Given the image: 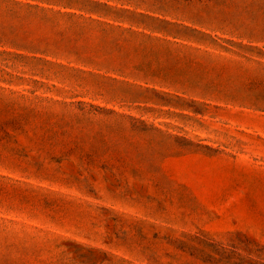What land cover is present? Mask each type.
<instances>
[{
    "label": "rangeland",
    "instance_id": "rangeland-1",
    "mask_svg": "<svg viewBox=\"0 0 264 264\" xmlns=\"http://www.w3.org/2000/svg\"><path fill=\"white\" fill-rule=\"evenodd\" d=\"M0 264H264V0H0Z\"/></svg>",
    "mask_w": 264,
    "mask_h": 264
}]
</instances>
